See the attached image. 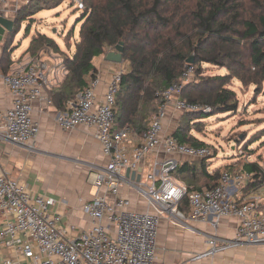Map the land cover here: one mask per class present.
Instances as JSON below:
<instances>
[{
	"label": "built area",
	"instance_id": "obj_1",
	"mask_svg": "<svg viewBox=\"0 0 264 264\" xmlns=\"http://www.w3.org/2000/svg\"><path fill=\"white\" fill-rule=\"evenodd\" d=\"M16 1L27 4L32 0ZM72 1L79 9H85L84 0ZM7 3L8 0H0V16H8ZM48 67V63L37 56L3 75L13 95L12 105L3 115L0 126L8 142L35 147L41 126L33 117L34 102H52L49 94H45L49 87ZM63 70L67 74L65 66ZM194 75V67H188L179 82L161 92L164 103L132 150L129 149L131 135L136 132L130 127H113L121 71L113 75L102 100L97 97L100 78L96 76L68 101L67 109L57 115V122L66 130L95 127L96 137L109 157L104 168L90 172L96 193L83 204L85 214L92 220L88 229L80 231L75 224L65 223L59 199L30 192L24 184L8 176L0 160V211L13 216L0 230V243L8 252L21 254L26 264H171L157 259L158 220L165 212L182 215L178 206L185 198L193 220L206 221L212 213L217 219L229 216L239 219L234 238L210 236V248L196 258L214 255L241 243H264V209L259 205L262 194L259 191L253 196L243 194L251 179L250 173L223 171L218 185L202 190H190L174 176L178 166L175 158L155 157L145 181L127 178L123 173L128 167L138 170L148 155L158 154L162 149L167 154L182 153L199 159L212 156L209 147L182 144L173 134L164 132L170 106L180 113L211 110L207 105L181 96L182 87ZM124 185L148 197L155 211L130 208V198L122 194ZM261 186L264 187V183ZM2 264L23 263L11 255Z\"/></svg>",
	"mask_w": 264,
	"mask_h": 264
},
{
	"label": "trees",
	"instance_id": "obj_2",
	"mask_svg": "<svg viewBox=\"0 0 264 264\" xmlns=\"http://www.w3.org/2000/svg\"><path fill=\"white\" fill-rule=\"evenodd\" d=\"M42 1L32 0L15 13L14 30L4 38L0 59L3 68H9L13 61V40L23 20L33 19L39 11L55 8L65 0ZM84 3L75 51L63 58L67 75L59 88L49 92L53 104L62 111L97 76L94 58L114 50L118 44L124 46L123 61L129 64V70L122 74L116 93L114 129L130 127L143 135L164 103L161 92L179 82L190 66L195 73H201L203 62L227 67L230 73L202 77L182 87V98L207 105L213 111L188 112L195 119L238 111L237 92L228 86L233 78L244 84H263L264 0H84ZM67 38L70 39V34ZM46 47L60 49L54 38L38 32L28 51L37 57ZM193 54L194 63H188ZM173 136L182 144L207 145L191 133L188 124L180 123ZM212 157L201 158L198 163L199 169H204L207 187L191 183L197 174L196 164H179L174 173L183 179L190 175L186 183L190 190L214 187L219 184L223 170L219 167L208 172L207 162ZM227 167L229 172L252 174L245 191L264 183V168L257 161ZM185 205L189 206L187 198L179 207L184 209Z\"/></svg>",
	"mask_w": 264,
	"mask_h": 264
},
{
	"label": "crops",
	"instance_id": "obj_3",
	"mask_svg": "<svg viewBox=\"0 0 264 264\" xmlns=\"http://www.w3.org/2000/svg\"><path fill=\"white\" fill-rule=\"evenodd\" d=\"M23 5H25L24 2L8 0V3L5 4L8 9L7 17L15 18L16 8L19 9ZM4 38L0 41V59L3 53ZM28 48L20 56H16L13 51V61L9 68L3 65L7 72L24 66L32 58ZM44 60L49 65L47 70L49 87L45 91L47 95L50 90L60 87L67 74L63 70V59H60L59 56L58 58L47 56ZM93 64L97 69V77L100 78L96 93L98 99L102 100L113 75L121 69V63L109 61L106 54H102L94 58ZM4 68L0 64V126L3 115L11 107L13 101V95L3 80V75L6 74ZM61 111L53 102L46 100L34 102L33 117L40 123L41 130L33 149L8 142L2 136L0 129V160L8 176L24 184L30 192L46 194L59 199L62 202L59 209L62 208L64 212V222L75 224L81 231L88 229L92 224L91 218L83 210L84 202L92 199L96 193V188L90 181V172L104 168L109 162V157L103 152L96 137L95 127L78 126L68 130L63 129L57 122V115ZM174 113L177 111L173 106L167 108L164 120L166 134H173L177 128ZM141 137L142 135L138 132L131 135L130 150ZM155 157L161 160L175 158L178 165L185 162L196 164L198 168L196 169V178L193 177L191 183L203 185V187L208 186L204 180V169L198 167L199 158L189 157L182 153L167 154L163 149L158 154L148 155L141 162L138 169L141 168V179L144 181ZM207 164L208 172H213L223 165H230L231 162L219 166H214L212 161ZM123 173L125 175L126 170ZM174 176L184 183L190 181V175L186 179L178 177L176 173ZM207 181L209 183L210 179ZM257 191L262 194L259 205L264 209V187L244 190L243 194L253 196ZM122 194L130 198V208L155 211V207L148 197L139 193L132 186L124 185ZM183 208L178 206V210L182 213L180 216L169 212L159 216L158 261L171 264H264V243H241L237 247L217 252L214 255L196 258L210 248L208 243L210 236L214 235L222 239L234 238L239 219L235 216L217 219L216 215L212 213L206 221L193 220L190 217L189 206L185 205ZM12 217V215L0 211V230ZM11 255L23 264L27 263L21 254L15 251L8 252L6 246L0 243V264Z\"/></svg>",
	"mask_w": 264,
	"mask_h": 264
},
{
	"label": "rangeland",
	"instance_id": "obj_4",
	"mask_svg": "<svg viewBox=\"0 0 264 264\" xmlns=\"http://www.w3.org/2000/svg\"><path fill=\"white\" fill-rule=\"evenodd\" d=\"M82 15L83 10L72 0H65L55 8L39 11L33 19L23 20L21 29L13 40L15 55L23 54L38 32L54 38L60 47L59 50L46 47L38 53V57L44 59L47 56L55 58L59 56L63 59L67 55H72L75 43L79 40ZM192 56L195 61L196 56L194 54ZM200 66L201 73H195L192 80L185 85L195 83L202 77L230 73L227 67L220 65L203 62ZM128 70L129 64L126 61L121 62L119 71L123 74ZM228 86L237 92L239 98L237 112L218 113L205 119H195V115L188 112H177L174 113L177 126L180 123L188 124L191 133L206 142V146L212 151L211 161L214 166L231 162L230 166L241 167L244 162L257 161L264 168V81L262 85L244 84L238 78H233ZM211 112L213 111L210 110L209 114ZM221 167L223 171L228 170L227 165ZM230 172L235 173V170Z\"/></svg>",
	"mask_w": 264,
	"mask_h": 264
},
{
	"label": "water",
	"instance_id": "obj_5",
	"mask_svg": "<svg viewBox=\"0 0 264 264\" xmlns=\"http://www.w3.org/2000/svg\"><path fill=\"white\" fill-rule=\"evenodd\" d=\"M14 25H15L14 19L5 16H0V41L3 40L6 33L12 32L14 30ZM123 53H124L123 44H118L114 50H110L106 54V58L109 61L121 63L124 60ZM193 62H194V57L192 56L191 58L188 59V63H193ZM125 175L127 178H132V179H136L137 181H140L142 178L141 168L138 170H134L128 167L126 169Z\"/></svg>",
	"mask_w": 264,
	"mask_h": 264
}]
</instances>
